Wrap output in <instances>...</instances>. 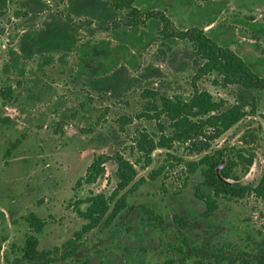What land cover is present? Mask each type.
<instances>
[{
  "label": "rangeland",
  "instance_id": "rangeland-1",
  "mask_svg": "<svg viewBox=\"0 0 264 264\" xmlns=\"http://www.w3.org/2000/svg\"><path fill=\"white\" fill-rule=\"evenodd\" d=\"M135 5L142 11H163L177 29L202 28L264 78V0H135ZM123 18L110 0H7L0 17V88L11 85L17 101L3 103L0 98V264L21 256L29 213L45 221L39 249L49 250L62 246L85 223L77 209L83 211L86 204L79 202L91 194L111 193L117 182L112 162L94 184L76 183L97 156L121 151L131 161L139 157L131 151L130 139L138 129L156 132L155 123L134 120L122 132L116 121L119 115L141 111L143 90L190 98L192 77L202 64L190 43L162 41L156 20L127 28L119 25ZM47 31L52 37L62 34L60 49H40L38 37ZM219 82L210 74L197 87L227 106L237 104L249 112L253 104L256 113L216 140L212 150L253 149V165L237 168L234 175L240 184L255 186L264 174V92ZM16 140L19 146L6 156ZM184 147L175 144L169 153L195 159ZM167 159L165 150H156L148 167L137 165L138 178ZM170 170L131 195L128 203L136 208L124 220L130 232L122 227L113 234L97 227L81 239L72 259L56 264H164L186 235L191 242L204 238L215 252L230 248L234 254L264 239L263 201L221 198L216 213L206 218L204 203L194 196L200 178L192 177L185 187L181 167ZM200 190L211 192L207 186ZM153 215L166 227L145 229ZM174 217L187 223L180 228L183 234ZM189 261L185 264H194Z\"/></svg>",
  "mask_w": 264,
  "mask_h": 264
},
{
  "label": "trees",
  "instance_id": "trees-1",
  "mask_svg": "<svg viewBox=\"0 0 264 264\" xmlns=\"http://www.w3.org/2000/svg\"><path fill=\"white\" fill-rule=\"evenodd\" d=\"M110 7L124 13V18L119 21L120 26L136 28L143 26L146 21L156 20L161 26L159 36L162 41L175 38L190 43L194 54L202 61L191 80V96L184 100L176 96H165L150 89L143 90L140 97L145 101L141 111L133 116L119 115L116 121L122 132L124 127L132 124L134 120L145 119L155 123L156 132L138 129L130 139V149L139 157L131 161L121 151L109 156H97L85 169L84 176L76 183V186H80L81 183L94 184L105 173V164L112 162L116 166L115 188L109 195L91 194L84 201L79 202L86 204L83 211L77 209V214L85 220V223L62 246L49 250L39 249V236L44 230L45 221L36 214L29 213L24 219L29 232L26 233L24 246L20 248L21 256L11 261L6 258V264H56L72 259L82 246L81 239L97 227H100L102 232L109 231L113 234L122 231V227L124 231L130 232L132 227L124 220L127 219L128 212H133L136 208L128 203L131 195L147 180L154 181L163 175L168 168L172 171L176 167H181L185 187L192 177L200 178L194 196L204 203L203 216L206 218L216 213L217 202L221 198L238 200L253 196L264 202V174L255 186L240 184L234 175L237 168L248 170L253 165L254 150L235 146L212 150L216 140L247 115L256 113L255 106L252 104L249 112L237 104L227 106L225 100L215 101L209 92L197 87L200 78L215 74L220 78L219 84L223 87L237 85L264 92V78L255 73L236 52L212 40L202 28L177 29L163 11H142L135 5V0H110ZM6 8L7 0H0V17L4 15ZM98 27L109 28L100 24ZM111 27L117 28V25L113 24ZM38 40L40 49L46 51L60 49L63 45L61 33L52 37L49 36L48 31L43 32ZM0 98L3 103L17 101L11 85L0 88ZM80 108H83V105ZM78 112L79 110H75L71 116L74 118ZM261 118L264 120V113ZM241 142L245 146L248 144L243 137ZM19 144V140L11 143L6 156L9 157ZM175 144L185 146L187 154L194 156L195 159L185 160L171 155L169 152ZM156 150L166 151L168 158L166 163L151 171L146 177L138 178L137 165L148 167ZM201 186L209 187L211 192L202 193ZM152 218L145 224V229H153L155 226L166 227L167 224L161 217L153 215ZM174 221L181 233L180 228L186 227L187 223L181 217H174ZM146 225L149 227L146 228ZM190 229L197 233V237H203L199 234V229L196 230L194 226ZM183 240L182 247L171 248L177 254L174 253V256L165 260L164 264H185L189 260L194 264H238L239 262L264 264V239L251 241L252 245H247V251H236V254L230 248L215 252L212 243L204 238H195L194 242H191L186 235ZM247 240L251 239L247 237ZM141 250L143 252V248Z\"/></svg>",
  "mask_w": 264,
  "mask_h": 264
},
{
  "label": "water",
  "instance_id": "water-1",
  "mask_svg": "<svg viewBox=\"0 0 264 264\" xmlns=\"http://www.w3.org/2000/svg\"><path fill=\"white\" fill-rule=\"evenodd\" d=\"M218 170H219V168H218Z\"/></svg>",
  "mask_w": 264,
  "mask_h": 264
}]
</instances>
